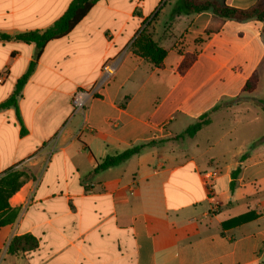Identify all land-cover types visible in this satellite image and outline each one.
Listing matches in <instances>:
<instances>
[{
	"label": "crops",
	"instance_id": "crops-1",
	"mask_svg": "<svg viewBox=\"0 0 264 264\" xmlns=\"http://www.w3.org/2000/svg\"><path fill=\"white\" fill-rule=\"evenodd\" d=\"M8 1L0 34L11 36L46 30L72 2ZM177 1L101 0L37 61L34 44L0 38V105L36 63L18 107L0 108V264H264L263 23L173 16ZM23 3L35 9L24 17ZM143 30L166 51L161 65L133 47ZM79 89L92 92L85 113ZM206 171L218 174L211 193ZM27 235L36 247L10 250Z\"/></svg>",
	"mask_w": 264,
	"mask_h": 264
},
{
	"label": "trees",
	"instance_id": "trees-1",
	"mask_svg": "<svg viewBox=\"0 0 264 264\" xmlns=\"http://www.w3.org/2000/svg\"><path fill=\"white\" fill-rule=\"evenodd\" d=\"M100 1L101 0H72L64 14L46 30L27 31L15 36L0 34V38L5 40L16 39L27 44H34L36 48L34 58L35 61H37L42 56L44 49L50 42L68 36L74 30V28L89 14L92 8ZM207 10H212L214 14L219 17L236 21L255 18L263 23L264 34V0H257L252 7L247 9H240L230 6L225 1L221 0H178L173 8L172 15L175 16L177 14H195ZM133 47L143 53L155 65H161L164 57L166 56V51L162 47H160L152 39L151 35L144 30L133 42ZM35 61L30 64L27 72L22 76L21 79L18 80L15 92L6 102L0 105V108H6L9 106H14L16 108L18 107V97L20 96L21 91L27 83L28 79L34 72L36 64ZM194 61V56L187 55L180 65V72L185 73ZM257 85L258 77L256 74H254L248 79L244 88V92L254 91L257 88ZM237 101L238 100L236 99L230 104H233ZM259 103L264 110V100L260 101ZM207 123V119H205V116H203L199 121L190 126L179 137H185L186 135L192 136ZM149 145H151V143L131 146L122 153H119L115 156H108L102 161L100 165H98V167L95 169V172L118 166L131 157L139 154L145 147ZM240 170L241 168L238 167L235 171H233L232 176L235 178L240 173ZM254 217L255 214L247 213L238 217L236 219V222L243 223ZM19 243H24V246H17ZM36 246L37 241L32 236L27 235L16 237L15 239H13L10 245V250L15 252L19 250V247H21L20 249L25 250Z\"/></svg>",
	"mask_w": 264,
	"mask_h": 264
},
{
	"label": "built area",
	"instance_id": "built-area-1",
	"mask_svg": "<svg viewBox=\"0 0 264 264\" xmlns=\"http://www.w3.org/2000/svg\"><path fill=\"white\" fill-rule=\"evenodd\" d=\"M115 70V63H108L104 67L105 77L110 76ZM92 97V92L84 89H79L73 96V107L76 113H85L88 101ZM204 184L209 193L212 192L213 181L218 177L215 171H206L204 174Z\"/></svg>",
	"mask_w": 264,
	"mask_h": 264
},
{
	"label": "rangeland",
	"instance_id": "rangeland-1",
	"mask_svg": "<svg viewBox=\"0 0 264 264\" xmlns=\"http://www.w3.org/2000/svg\"><path fill=\"white\" fill-rule=\"evenodd\" d=\"M10 5V2L8 0H0V15L4 13V11H6L8 9ZM20 9L23 10L22 12V16H26L28 15L27 11H33L35 10L34 8H30V5L28 3H23V5H19L18 6ZM12 10V9H10ZM9 16V14H8ZM189 144L193 143L194 140H187Z\"/></svg>",
	"mask_w": 264,
	"mask_h": 264
}]
</instances>
